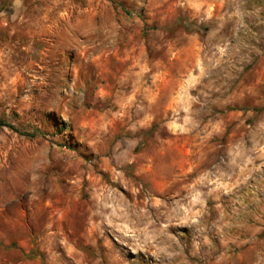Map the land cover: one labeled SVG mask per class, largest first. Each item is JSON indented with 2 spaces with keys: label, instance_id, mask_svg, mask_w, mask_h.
I'll use <instances>...</instances> for the list:
<instances>
[{
  "label": "rangeland",
  "instance_id": "1",
  "mask_svg": "<svg viewBox=\"0 0 264 264\" xmlns=\"http://www.w3.org/2000/svg\"><path fill=\"white\" fill-rule=\"evenodd\" d=\"M0 119V264H264V0H0Z\"/></svg>",
  "mask_w": 264,
  "mask_h": 264
},
{
  "label": "trees",
  "instance_id": "2",
  "mask_svg": "<svg viewBox=\"0 0 264 264\" xmlns=\"http://www.w3.org/2000/svg\"><path fill=\"white\" fill-rule=\"evenodd\" d=\"M0 127H5V128H8L9 130H12L14 132H18V130L16 129V127H14L13 125L7 123L6 121H4L2 119H0ZM22 134L25 137H28V138L33 139V138L37 137L40 133H39V131L34 130L32 133H26L25 132V133H22Z\"/></svg>",
  "mask_w": 264,
  "mask_h": 264
}]
</instances>
